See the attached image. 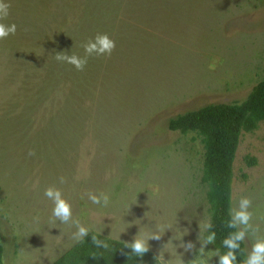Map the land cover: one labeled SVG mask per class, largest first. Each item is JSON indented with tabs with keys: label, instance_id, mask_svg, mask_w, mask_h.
Wrapping results in <instances>:
<instances>
[{
	"label": "rangeland",
	"instance_id": "374dc122",
	"mask_svg": "<svg viewBox=\"0 0 264 264\" xmlns=\"http://www.w3.org/2000/svg\"><path fill=\"white\" fill-rule=\"evenodd\" d=\"M3 2L11 7L0 23L17 31L0 40L2 264H51L76 243L75 222L128 244L158 233L149 251L171 264H219L204 243L200 139L167 124L239 103L264 79V0ZM98 33L115 40L110 57H88L83 71L55 59L83 57ZM48 187L72 205L67 223L52 216ZM231 189L232 216L241 198L251 201L248 255L264 239V121L240 136Z\"/></svg>",
	"mask_w": 264,
	"mask_h": 264
},
{
	"label": "trees",
	"instance_id": "16d2710c",
	"mask_svg": "<svg viewBox=\"0 0 264 264\" xmlns=\"http://www.w3.org/2000/svg\"><path fill=\"white\" fill-rule=\"evenodd\" d=\"M264 121V79L255 84L246 98L233 104H210L179 114L170 119L167 129L181 135L194 134L200 139L203 148L201 182L207 187L206 202L209 207V223L205 239L211 232L216 233V240L210 243L219 250V255L226 249L222 241L229 234L238 231L228 227L232 218L230 213L233 162L242 133L256 129ZM249 166L254 159L247 161ZM105 241L109 247L96 248L92 237ZM236 250L237 264L247 258L243 241L238 242ZM125 242L106 238L96 232H89L83 242H76L51 264H158L155 255L148 251L137 257L131 249L124 247ZM3 248L0 241V264ZM218 255V256H219ZM190 264V263H186Z\"/></svg>",
	"mask_w": 264,
	"mask_h": 264
},
{
	"label": "clouds",
	"instance_id": "9594fccd",
	"mask_svg": "<svg viewBox=\"0 0 264 264\" xmlns=\"http://www.w3.org/2000/svg\"><path fill=\"white\" fill-rule=\"evenodd\" d=\"M10 4L0 0V20H4L9 15ZM17 31V25L15 23L5 24L0 23V40L7 39L10 35H15ZM85 55L80 57L76 54L68 56L64 53H60L55 56L57 61H65L67 64L72 65L77 71H83L88 63V57L90 56H111L112 52L116 48L115 40L111 39L107 33L96 34L93 39L88 40L82 45ZM30 156L34 155V152L30 151L28 153ZM66 180L64 177H60V183H65ZM46 198L53 202L52 216L60 220L61 223H67L72 219V205L62 196L61 191L58 188L48 187L44 191ZM88 199L92 204L107 206L109 204V197L107 194L101 193L100 196L93 195L88 193ZM251 201L248 198H241L240 200V210L235 212L231 220L228 223V227L235 228L237 224L244 225L245 228L239 232L229 234L222 241V245L228 249L222 255H219V250H217L216 255H219V264H237V255L236 250L239 249L240 244L238 242L243 241L246 230L249 227V220L251 219V213L247 211L250 207ZM34 219H39V216L33 217ZM76 223L77 231L75 232L73 239L76 242H83L84 237L89 235V229L79 222ZM205 228H211V223L205 224ZM159 240L160 235L158 233H152L147 236V238L140 237L139 234L137 237H134L130 244H124V247L131 249V253L137 257H143L145 253L149 251L148 240ZM216 240V233L211 232L205 244L213 243ZM92 243L96 248L107 249L109 245L95 236L92 237ZM185 251H191L194 249L192 243L184 245ZM200 253H203V245L200 249ZM158 264H171L170 261H165L163 254H158L155 257ZM176 264H183L181 260H177ZM200 264H204L203 261ZM241 264H264V239H258L251 245V251L247 255V258L244 259Z\"/></svg>",
	"mask_w": 264,
	"mask_h": 264
},
{
	"label": "crops",
	"instance_id": "0c3cea01",
	"mask_svg": "<svg viewBox=\"0 0 264 264\" xmlns=\"http://www.w3.org/2000/svg\"><path fill=\"white\" fill-rule=\"evenodd\" d=\"M102 236H104V235H102ZM104 237H106V236H104ZM106 238H109V237L107 236ZM109 239H112V238H109Z\"/></svg>",
	"mask_w": 264,
	"mask_h": 264
}]
</instances>
